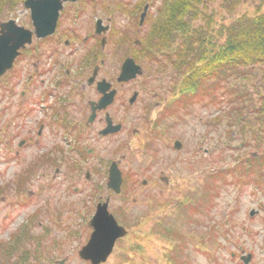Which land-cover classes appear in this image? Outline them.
I'll return each mask as SVG.
<instances>
[{"label": "rangeland", "instance_id": "obj_1", "mask_svg": "<svg viewBox=\"0 0 264 264\" xmlns=\"http://www.w3.org/2000/svg\"><path fill=\"white\" fill-rule=\"evenodd\" d=\"M22 1L0 0V20L15 19L18 25L32 29L28 11L21 6ZM263 2L206 0L203 12L206 17L213 18V23L207 24L204 19L197 18L192 26L200 25L204 29L208 26L223 36L221 28L235 18L251 15L259 9L264 11ZM155 6H159V0ZM155 6L153 13L157 9ZM121 10L123 7H119ZM160 10L162 12V8ZM126 20V16L117 15V26ZM162 22L163 17L159 13L154 23L159 25ZM174 41V45L180 42L179 36ZM155 42L165 45L162 40ZM22 66L19 64L17 69ZM159 71L158 81L151 84L158 96L150 106L163 107L164 112H168L163 120L165 127H171L168 140L175 138L181 141L184 153L178 154L179 161L182 162L183 157L193 158L192 169L179 164L174 174H167L174 175L179 183L181 178H186V188L182 185L175 187L178 192L145 190L133 195L127 190V194L112 198L110 212L119 215L122 220L119 224L128 230L129 237L116 243L105 264H243L240 257L247 254L251 256L248 264H264V188L236 184L233 177L217 174L218 170L233 168L237 162L235 158L240 157L241 152H253V144L241 146V137L231 134L226 121L220 117L226 111L224 105H209L207 100H196L191 104L175 102L165 106V102L174 98L176 86L173 85L177 81L179 85L182 78L174 74L176 71L169 65ZM9 83L10 88L14 87L10 78ZM139 87L140 84L131 85L132 89L139 90ZM7 92H1L0 87V100L4 97V102L12 101L10 92ZM141 106L142 99L136 107ZM155 113L153 111L152 116ZM34 118H40L39 114L33 113L18 120L19 138H23ZM198 146H205L208 151L206 158L201 151L190 152ZM134 147L132 142L130 148L125 149L127 162L123 167L126 172L138 171L145 165L141 156L131 155L135 154ZM161 152L165 153V150ZM31 154V149L25 148L24 158L6 162L3 158L8 156V152L0 145V262L10 264L20 253H28L30 264H89L79 259L77 254L91 233L87 223L97 196L92 195L89 189L82 193L73 190L77 180L70 168L66 175L51 179L54 175L52 166L47 169L48 178H43L37 171L29 183L26 182L25 186L22 183L19 192L15 189V180L26 171ZM151 163L148 160L149 166ZM155 172H160L159 167ZM181 195H187L189 200ZM167 197L172 199V204L179 202L172 213L161 211L159 205ZM183 205L188 207L179 209ZM121 207L130 209L126 217L116 212ZM189 207L193 209L189 210ZM252 209L258 214L250 218L248 213ZM166 229L171 235L165 232ZM36 257L41 259L39 263L35 261Z\"/></svg>", "mask_w": 264, "mask_h": 264}, {"label": "flooded vegetation", "instance_id": "obj_2", "mask_svg": "<svg viewBox=\"0 0 264 264\" xmlns=\"http://www.w3.org/2000/svg\"><path fill=\"white\" fill-rule=\"evenodd\" d=\"M24 1L21 6L28 11L32 26L31 10L25 9ZM163 1L159 0L158 7L155 6L158 0L64 2L52 35L43 39L32 36L11 70L0 77L1 92H10L12 100L4 102V97L0 100V145L8 152L3 159L16 162L24 158L25 148L32 151L22 174L24 186L37 171L48 178L49 166L54 167L51 179L66 175L72 169L77 180L73 190L82 193L89 189L97 196L93 213L98 205L105 203L110 212L112 198L127 194V190L136 195L145 190L178 192L176 186L185 187L186 178H181L179 183L174 175L167 174H174L179 164L192 169L193 158L183 157V161H179L178 154L184 153L183 144L175 138L168 140L171 127L163 125L168 112H164L163 107L150 106L158 96L151 84L158 81L159 70L168 62L165 50L172 47L155 42L161 28L154 22L161 13ZM154 6L155 13L151 12ZM119 7L123 10L119 11ZM117 15H124L127 20L117 26ZM7 21L18 25L15 19L0 20V24ZM28 30L33 31V26ZM127 60L139 68L140 74L131 80L119 81ZM19 64L23 66L17 69ZM9 78L14 84L12 88L8 86L11 85ZM133 84H140L139 90L132 89ZM111 92L112 102L100 108L101 98ZM178 95L175 93L165 106L176 104L173 100ZM141 99L142 106L136 107ZM153 111L157 113L152 116ZM33 113H38L40 118L32 119L23 138H19L18 120ZM132 142L135 154L131 155L141 156L145 165L138 171L126 172L123 167L127 162L125 149L130 148ZM176 142L180 143L179 149L175 147ZM163 150L165 153L161 152ZM195 150L206 158L205 146L190 152ZM148 160L152 162L150 166ZM113 164L120 173L118 192L108 185ZM158 167L160 172H155ZM181 197L189 200L187 195ZM178 204V201L172 204L170 197L159 202L161 211L170 213ZM118 209L116 212L125 214L124 217L130 211L129 208ZM110 213L121 223L119 215ZM165 232L170 234L167 229Z\"/></svg>", "mask_w": 264, "mask_h": 264}, {"label": "trees", "instance_id": "obj_3", "mask_svg": "<svg viewBox=\"0 0 264 264\" xmlns=\"http://www.w3.org/2000/svg\"><path fill=\"white\" fill-rule=\"evenodd\" d=\"M206 4V0L163 1L157 40L172 46L165 50L168 62L164 68L171 66L182 78L179 85L178 81L174 84L178 85L174 93L179 95L173 101L191 104L207 100L209 105H224L226 111L220 117L231 134L241 137V146L253 144L255 149L241 152L236 165L219 176L264 188V11L235 18L221 28L222 36L208 26H192L197 18L213 23L203 12ZM177 36L180 42L174 45ZM40 260L35 258L37 263ZM10 264H30V256L20 253Z\"/></svg>", "mask_w": 264, "mask_h": 264}, {"label": "water", "instance_id": "obj_4", "mask_svg": "<svg viewBox=\"0 0 264 264\" xmlns=\"http://www.w3.org/2000/svg\"><path fill=\"white\" fill-rule=\"evenodd\" d=\"M69 1L77 0H26L24 7L31 10L33 31L17 26L14 21L0 24V76L12 67L15 58L19 55V50L30 44L32 35L40 39L53 33L62 4ZM143 16L144 13L141 15V20ZM136 74H140L139 68L131 60H127L121 68L119 81L131 80ZM99 89L104 92L101 87ZM112 99L113 92L104 95L99 102L100 108L109 105ZM106 132L108 131L104 133ZM179 146L180 144L176 142V149H179ZM119 184L120 173L113 164L109 170L108 185L118 192ZM254 214L255 212L251 211L249 216L252 217ZM89 226L92 228V233L86 244L78 251V257L89 264L105 263L112 253L116 240L124 237L126 230L119 226L113 216L108 213L106 203L97 206ZM247 261L248 259L245 260Z\"/></svg>", "mask_w": 264, "mask_h": 264}]
</instances>
